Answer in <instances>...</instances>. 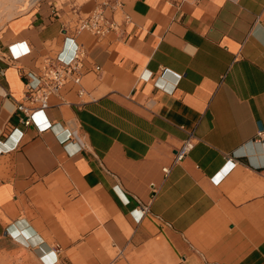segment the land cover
Instances as JSON below:
<instances>
[{"label":"crops","instance_id":"1","mask_svg":"<svg viewBox=\"0 0 264 264\" xmlns=\"http://www.w3.org/2000/svg\"><path fill=\"white\" fill-rule=\"evenodd\" d=\"M104 1L120 36L74 34ZM177 2L37 0L0 20V254L264 264V0ZM71 38L79 83L25 124L27 83Z\"/></svg>","mask_w":264,"mask_h":264},{"label":"built area","instance_id":"2","mask_svg":"<svg viewBox=\"0 0 264 264\" xmlns=\"http://www.w3.org/2000/svg\"><path fill=\"white\" fill-rule=\"evenodd\" d=\"M183 0H178L177 5ZM36 2V1H34ZM109 6L112 9H118L119 16L108 18L105 14V8ZM121 3L111 4L109 1H104L97 4L90 12L81 17L76 23L74 34L80 32H89L95 37H104L110 33H116L117 37L120 36V27L123 23L129 21L128 15L120 12ZM71 52L68 55L63 53H57L55 60L57 65H46L36 81L28 82L26 90L23 94L24 102L17 105V110L24 113L26 118L23 120L25 124H28L32 116L46 108L48 96L65 85L66 83L73 82L79 83L81 75L79 73V67L83 58V50L74 39H68ZM95 69H99L95 66ZM258 135L261 136L262 128L258 125ZM70 136V135H69ZM68 136V137H69ZM68 139V138H67ZM193 145V141L190 137L183 139L180 145L175 149L172 158V164L181 161L189 152ZM168 168L164 167L163 171L167 172ZM155 193V189H153ZM44 264H71L65 261H59L56 258L52 259L48 263Z\"/></svg>","mask_w":264,"mask_h":264},{"label":"rangeland","instance_id":"3","mask_svg":"<svg viewBox=\"0 0 264 264\" xmlns=\"http://www.w3.org/2000/svg\"><path fill=\"white\" fill-rule=\"evenodd\" d=\"M31 1L32 0H0V20L6 21L15 13L26 10L33 6L32 4H34V1L37 0H34V3ZM22 258L21 259L23 261L19 262L17 257L12 258L11 254H0V264H34L28 259L26 255H23Z\"/></svg>","mask_w":264,"mask_h":264},{"label":"bare ground","instance_id":"4","mask_svg":"<svg viewBox=\"0 0 264 264\" xmlns=\"http://www.w3.org/2000/svg\"><path fill=\"white\" fill-rule=\"evenodd\" d=\"M34 0H32L31 2H33ZM34 3V2H33ZM33 5V4H32Z\"/></svg>","mask_w":264,"mask_h":264}]
</instances>
